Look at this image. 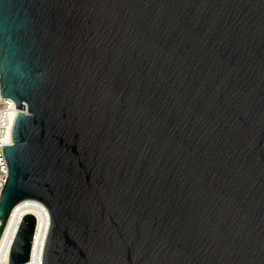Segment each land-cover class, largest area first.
Instances as JSON below:
<instances>
[{"label":"water","instance_id":"water-1","mask_svg":"<svg viewBox=\"0 0 264 264\" xmlns=\"http://www.w3.org/2000/svg\"><path fill=\"white\" fill-rule=\"evenodd\" d=\"M0 90V241L36 203L43 264H264V0H0Z\"/></svg>","mask_w":264,"mask_h":264},{"label":"bare ground","instance_id":"bare-ground-1","mask_svg":"<svg viewBox=\"0 0 264 264\" xmlns=\"http://www.w3.org/2000/svg\"><path fill=\"white\" fill-rule=\"evenodd\" d=\"M10 99H0V110L9 118L6 144L12 143V126L17 113L16 106ZM5 117V118H7ZM1 181V175H0ZM1 197V195H0ZM31 214L37 220L35 238L33 241L32 258L27 264H43L48 233L51 227L48 211L36 203H21L16 206L10 216L3 238L0 241V264L9 262L11 247L24 216Z\"/></svg>","mask_w":264,"mask_h":264},{"label":"built area","instance_id":"built-area-1","mask_svg":"<svg viewBox=\"0 0 264 264\" xmlns=\"http://www.w3.org/2000/svg\"><path fill=\"white\" fill-rule=\"evenodd\" d=\"M0 99H1V90H0ZM15 105V103H13ZM16 106V105H15ZM16 109V108H15ZM18 113V111H17ZM16 113V115H17ZM15 115V117H16ZM7 117L6 114H2L0 110V175H1V181H0V195L2 192V189L4 187V184L7 180L8 177V165L3 153V149L5 146L9 145L5 143V138L7 137V132H8V124L9 123V118ZM14 117V120H15ZM13 127V126H12Z\"/></svg>","mask_w":264,"mask_h":264},{"label":"snow or ice","instance_id":"snow-or-ice-1","mask_svg":"<svg viewBox=\"0 0 264 264\" xmlns=\"http://www.w3.org/2000/svg\"><path fill=\"white\" fill-rule=\"evenodd\" d=\"M0 235H2V233H0Z\"/></svg>","mask_w":264,"mask_h":264}]
</instances>
